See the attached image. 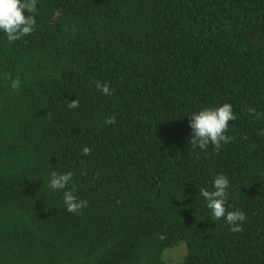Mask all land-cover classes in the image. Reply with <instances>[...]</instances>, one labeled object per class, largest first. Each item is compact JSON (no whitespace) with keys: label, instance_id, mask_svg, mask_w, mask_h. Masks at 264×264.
Listing matches in <instances>:
<instances>
[{"label":"trees","instance_id":"obj_1","mask_svg":"<svg viewBox=\"0 0 264 264\" xmlns=\"http://www.w3.org/2000/svg\"><path fill=\"white\" fill-rule=\"evenodd\" d=\"M36 10L30 35L0 31V264H166L182 241L179 264H264V0ZM224 103L231 141L192 151L189 115ZM51 171L73 173L79 214L48 187ZM221 174L226 210L247 217L240 232L199 194Z\"/></svg>","mask_w":264,"mask_h":264},{"label":"clouds","instance_id":"obj_2","mask_svg":"<svg viewBox=\"0 0 264 264\" xmlns=\"http://www.w3.org/2000/svg\"><path fill=\"white\" fill-rule=\"evenodd\" d=\"M36 0H0V31H3L9 42H14L24 36L30 35L34 31L36 24ZM27 13V14H26ZM9 78H11L9 76ZM19 77L11 80L13 91L19 89ZM96 88L104 95H111L110 87L107 83L95 81ZM70 109L79 107V100L74 99L68 103ZM248 111L257 117L255 109L249 108ZM190 116L189 126L192 130V136L189 140L191 150H207L209 145L214 146L217 153L222 143L227 144L232 137L225 135L228 131L229 121L236 119L232 105L224 103L216 108H205ZM115 118L109 117L105 120V125L115 124ZM83 155H90L88 147H84ZM73 178L72 172L59 174L51 171L48 187L50 189L63 190V201L66 209L70 213L79 214L88 206L87 200H78L74 194L75 185L69 189L68 185ZM229 180L223 174L217 175L213 180V190L204 188L199 189V194L206 201L207 208L211 212V219L218 221L224 219L232 232L242 231V223L247 219L245 213L240 210L228 211L225 204L228 198ZM163 239V235L160 236Z\"/></svg>","mask_w":264,"mask_h":264},{"label":"rangeland","instance_id":"obj_3","mask_svg":"<svg viewBox=\"0 0 264 264\" xmlns=\"http://www.w3.org/2000/svg\"><path fill=\"white\" fill-rule=\"evenodd\" d=\"M186 243L180 242L176 247L168 248L164 252L166 264H179L186 253Z\"/></svg>","mask_w":264,"mask_h":264}]
</instances>
